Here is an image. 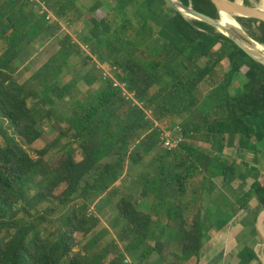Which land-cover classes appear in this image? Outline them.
<instances>
[{
	"label": "trees",
	"instance_id": "trees-1",
	"mask_svg": "<svg viewBox=\"0 0 264 264\" xmlns=\"http://www.w3.org/2000/svg\"><path fill=\"white\" fill-rule=\"evenodd\" d=\"M39 1L58 21L49 22L40 13V2L0 0V264H124L127 256L133 258L128 264H166L174 241L180 254H174L173 264L193 259L200 264L205 239L219 234L228 221L213 222L210 212L196 202L192 204L196 214L187 216L185 197L195 176L203 177L200 195L208 191L209 181L214 185L221 179L228 189L238 180L246 187L253 179L250 192L233 203L232 210L235 215L252 210L251 200L264 209L261 171L239 173L236 162L224 158L227 149L255 150L252 141L264 142V66L214 27L187 20L165 0H115L109 11L98 1L89 17L80 0ZM180 1L220 18L211 0ZM244 1L252 6L250 0ZM135 6L139 25L125 12ZM222 19L227 26V17ZM237 20L264 45V22ZM82 21L87 33L79 44L60 22L69 27ZM63 32L57 54L24 83L18 82V73L37 54V44H47ZM92 57L109 67L145 109L127 100L111 79L105 80ZM72 58L85 59L82 68L93 63L102 88L94 87L98 79L92 75L61 80ZM219 70L223 80L207 96L213 106L202 110L200 87ZM239 75L246 77V83L233 94ZM81 82L88 90L76 99ZM65 101L71 108L67 118L59 108ZM146 111H152V118ZM171 116L182 120L185 141L170 151L162 147L157 123ZM48 122L59 136L44 149L34 150ZM65 138L58 158L47 160ZM195 140L210 148L196 146ZM150 157L151 171L140 172L135 193H121L124 186L119 185ZM117 198V238L103 247L95 237L86 242L100 223L89 216V203L95 202L101 214ZM143 200L150 213L139 209ZM72 204L73 215L67 214L52 228L55 214ZM45 233L56 237L51 245ZM239 260V264H262L254 248L244 249Z\"/></svg>",
	"mask_w": 264,
	"mask_h": 264
},
{
	"label": "rangeland",
	"instance_id": "rangeland-1",
	"mask_svg": "<svg viewBox=\"0 0 264 264\" xmlns=\"http://www.w3.org/2000/svg\"><path fill=\"white\" fill-rule=\"evenodd\" d=\"M104 2L105 10L109 11L110 8L115 6V0H80L79 5L89 17V11L90 9L98 2ZM252 3V6L259 7L262 4V1L259 3H256L253 0H250ZM137 10L136 6L133 8L128 9L125 11L128 15H131L132 18H134V22L136 25L140 24V18L139 14L135 13ZM264 11V9H261ZM169 13L172 14L173 12L169 10ZM168 13V14H169ZM66 26V24H64ZM244 29V28H243ZM65 32H69L73 35V38L76 42H81L80 39L84 34L87 33V25L85 22H79L75 25H71L67 27V30ZM65 32H63L61 35H59L56 39L52 40L51 42L45 44L40 43L37 44L36 50L37 54L34 56L32 61L25 66L17 75V80L20 83H24L26 80H28L29 77H31L34 73H36L47 61L54 55L57 54L59 51V41L61 38H63ZM86 54V53H85ZM88 54V53H87ZM86 54V55H87ZM86 57V56H84ZM82 58H72L70 60V68L65 70V73L62 75L61 80L65 82H69L73 80L75 77L81 78L83 76L92 75L94 78H97L98 81L96 82L95 88H102L103 86V80L100 78V74L95 71L92 67V64L89 63L86 67H81V62H83ZM205 64V62H202ZM225 63H228V60L225 61ZM108 69H110L108 67ZM82 70V71H80ZM247 69H245L246 71ZM224 72L222 70H219L218 75L213 79H208L205 83L202 84L200 87L198 98L200 100L199 108L205 111H208L213 106V102L211 103V100L207 98L209 93L212 91L214 87L219 85V83L223 80ZM246 83V77L244 75H239L234 82V85L232 87V93L237 94L242 89L244 84ZM88 90L87 85L84 82H81L79 84V88H77L74 92V97L76 99H81L84 97L85 93ZM34 102H30V105H33ZM60 111L63 112V116L65 118L69 117L70 113V102L65 101V103H59ZM181 119L176 117H169L165 119L162 122V127L164 129L173 130L177 126L181 124ZM52 122H48L43 128L44 130V137L32 146L34 150H42L44 149L48 144L52 143L53 141H56V139L59 136V132L52 127ZM174 131V130H173ZM68 140L65 138L59 142L56 143V147L48 153L46 156L47 160H56L58 156L61 154L62 149L65 148V143ZM200 141V139H199ZM253 145H255V150H245L237 152L230 150L228 157L225 156L226 160L229 161H235L239 173H242V171L250 169V167L247 166H256L258 168L260 166L259 171L262 173V177L260 180L264 183V154L261 153V148L264 150V142L258 143L256 141H252ZM196 146H199L201 148H210V145L206 144H199V142H194ZM203 145V146H202ZM258 147V149H257ZM235 152V153H234ZM33 155L35 153L31 152ZM158 154H161V151L158 152ZM152 157L148 158L145 162L142 163L139 169L134 170V172L131 174V178H126L124 182H122L119 187L121 188L122 185L124 186L121 190V193H125L127 190H132L133 193H135V184L134 181L139 180L140 172L142 170H147V172H150L151 169L148 167V163L150 162ZM135 179V180H134ZM203 182L202 175L195 176L194 180H192L189 183V192L187 196L185 197L187 199V203L189 206L187 216L191 218L194 216L197 212V207L192 206L193 203L196 202V206L199 203H202L206 211L210 212V216L213 219V222H218L219 218H223L224 220L228 221V226H226L218 236L215 235H209L205 239V248L212 250L213 247H218V252H215L213 254H210L207 258V264H223L224 262L226 264H239V255L241 254L242 250L244 249V243L247 242L251 247L256 248L260 243L261 239L258 235V237L254 234H252V221L254 218L263 210L261 206H257L252 213H248L247 211H243L238 217L235 215V213L232 210V204L235 203L240 197H243L244 194L250 192L251 185L253 184L254 180L250 179L248 181V185L246 187L242 186V182L240 180L236 181L231 188L225 189L223 182L221 179H217L215 181V184L212 185L210 181L208 182V191L206 193H202L200 195L199 190H201ZM202 197V198H201ZM199 198V199H198ZM118 198L113 200L112 204L106 205L103 209L102 213L100 214L95 208V202H90L89 206L90 209H95V218H99L100 223L95 228L92 235L87 237L85 240L86 242L92 238L100 239L98 247H103L107 243H110L112 240L117 238L118 232L120 230V227H118L117 218L118 214L116 212V204H117ZM253 202L254 205H257V202L255 200H251L250 203ZM99 203V202H97ZM186 203V204H187ZM78 209V208H77ZM140 210L144 211L145 213H150V207L149 203L146 200L141 201ZM74 205L69 206H63L60 208L57 214H55L53 227L54 229L57 228V226L60 224V222L64 219V217L67 214L73 215ZM228 210V212H226ZM93 217V216H92ZM258 219V218H257ZM120 226L122 224L120 223ZM217 229V227H216ZM215 229V230H216ZM107 232V233H106ZM216 233V232H215ZM213 234V233H212ZM45 238H47V243L51 245L56 237H52L49 234L45 233ZM243 241V242H242ZM229 246V247H228ZM97 249H95L94 252H96ZM171 251L172 255H170L166 261V264H173L176 261V258L174 257V254H180V246L177 242H173L171 244ZM127 260H125L124 264H128L127 261L130 260L133 262V258L127 256ZM155 259V256L152 257L151 261ZM226 259V260H225ZM196 259H193L189 264H196ZM134 264V263H133ZM205 264V263H204Z\"/></svg>",
	"mask_w": 264,
	"mask_h": 264
},
{
	"label": "water",
	"instance_id": "water-1",
	"mask_svg": "<svg viewBox=\"0 0 264 264\" xmlns=\"http://www.w3.org/2000/svg\"><path fill=\"white\" fill-rule=\"evenodd\" d=\"M216 6L219 19H214L195 10L192 5H185L180 0H165L175 11L181 14L189 21H199L214 27L217 32L228 37L235 45L243 50L256 63L264 66V57L258 56L253 52V46H264L252 39L243 29L237 18H250L264 22V11L256 6H247L244 0H211ZM262 1V0H261ZM223 16H230L240 25L239 29L226 26L222 21ZM257 233L261 243L256 247L255 252L262 264H264V209L260 212L257 223Z\"/></svg>",
	"mask_w": 264,
	"mask_h": 264
},
{
	"label": "built area",
	"instance_id": "built-area-1",
	"mask_svg": "<svg viewBox=\"0 0 264 264\" xmlns=\"http://www.w3.org/2000/svg\"><path fill=\"white\" fill-rule=\"evenodd\" d=\"M33 1L40 2L39 0H33ZM39 8H40V13L45 15L46 19L49 22L58 21L54 15V13L48 8V6L45 3L40 2ZM60 24L63 27V31H66L67 30V23L60 22ZM64 24H66V26ZM76 43H79V42H76ZM79 44H81V43H79ZM82 48L88 54H90L88 46L82 45ZM92 58H93L94 64H96L97 70L101 73L102 77L105 80L111 79L112 82L114 83V86L122 91L123 96L125 98H127V100L132 101L134 103V105L140 107L141 109H145L143 103L136 100L135 94L128 89V87L125 83H121L113 75V73L105 65H103L101 62H99L95 57H92ZM146 112H147L148 117L152 118V116H153L152 111H146ZM157 126H159L162 130L161 142H162V147L164 149L170 150V151L178 149L179 146L181 145V143L185 141L184 132H183L182 127L177 126L175 129H173L174 131L173 130L170 131L167 128L164 129L162 127V123H157ZM88 213H89V216H93L95 214V209L91 208ZM127 263H131V261L128 260Z\"/></svg>",
	"mask_w": 264,
	"mask_h": 264
},
{
	"label": "crops",
	"instance_id": "crops-1",
	"mask_svg": "<svg viewBox=\"0 0 264 264\" xmlns=\"http://www.w3.org/2000/svg\"><path fill=\"white\" fill-rule=\"evenodd\" d=\"M216 49H218V47L216 48ZM252 145H253V143H252ZM257 149H258V147H257ZM260 149V148H259ZM258 149V150H259ZM230 150H232V151H235L234 149H227L226 151H225V154H224V158H226L225 156H227L228 157V155H230L229 154V151ZM235 153V152H234ZM241 153V152H240ZM261 153L262 154H264V150L261 148ZM234 161V160H233ZM247 167H250V169L252 168V169H257L258 171L259 170H261L260 169V166L258 167V168H256V166H247ZM249 169L248 170H245V171H242L243 173H249ZM249 181V180H248ZM250 205L252 206V210H250V211H247L249 214L250 213H252V211H254L255 209H256V205H254L253 204V202H251L250 203ZM242 213V212H241ZM240 213V214H241ZM240 214H238L237 215V217L240 215ZM211 217V216H210ZM214 218H212V220H213ZM215 222V221H214ZM254 228H253V221H252V234H254L255 235V232H254V230H253ZM220 234V233H219ZM215 236H218V233H216L215 234ZM258 237V236H257ZM243 242V241H242ZM244 243V249H249V248H254V247H251V245H249L247 242L245 243V242H243ZM229 247V246H228ZM243 249V250H244ZM254 249H256V248H254ZM242 250V251H243ZM215 252H218V247L217 246H215V247H213V249L212 250H210V249H206L205 247H204V250H203V256H202V258H201V261H200V264H207V258H208V256L210 255V254H213V253H215ZM226 260V259H225ZM223 264H226L225 262L223 263Z\"/></svg>",
	"mask_w": 264,
	"mask_h": 264
},
{
	"label": "bare ground",
	"instance_id": "bare-ground-1",
	"mask_svg": "<svg viewBox=\"0 0 264 264\" xmlns=\"http://www.w3.org/2000/svg\"><path fill=\"white\" fill-rule=\"evenodd\" d=\"M191 5V4H190ZM260 9H264V0H262V4L260 6ZM227 17V26L235 27L239 29L240 25L230 16ZM224 23V21H222ZM253 52L257 54L258 56L264 57V46L256 45L253 46Z\"/></svg>",
	"mask_w": 264,
	"mask_h": 264
}]
</instances>
